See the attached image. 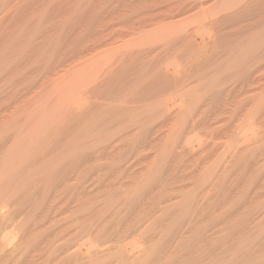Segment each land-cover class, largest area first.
I'll return each instance as SVG.
<instances>
[{
	"label": "rangeland",
	"instance_id": "obj_1",
	"mask_svg": "<svg viewBox=\"0 0 264 264\" xmlns=\"http://www.w3.org/2000/svg\"><path fill=\"white\" fill-rule=\"evenodd\" d=\"M205 2L207 4H203ZM178 6L179 8L181 7L180 10ZM187 8H189V10H187ZM162 20L163 22H161ZM138 23L141 28H139ZM145 23L149 26L145 25ZM191 37L193 39H191ZM121 42L123 44H121ZM162 42L164 44H162ZM183 43H185V45ZM92 57L95 58L92 59ZM135 59H137V61H135ZM182 68L183 70H181ZM183 72H185V74ZM66 77L67 80L65 79ZM88 77L90 80H88ZM70 82H72V84ZM247 88L251 89V91ZM28 90L31 92L29 93ZM23 93L25 94L22 95ZM5 94L7 97H5ZM75 94L78 96L76 97ZM181 94L183 95L181 96ZM16 95L19 97H17V100ZM19 95H21V97ZM64 95L67 97H64ZM69 95L70 97L75 96L72 100L75 99L77 103L81 101L78 104L75 102V104L81 105L82 103L84 107L82 108V106H80L82 109L79 107L76 111L74 110L76 108H73L74 111L72 113L69 109L74 107V104H72L74 102L70 100L71 98ZM45 97L47 98L45 99ZM113 97H115L118 102ZM55 98L60 100L62 106L63 104L68 102L70 104L72 102V107L67 104L69 107L66 109L67 106H64L65 109H63L60 118V130H58L57 135L54 137L52 141L53 144L45 149H41L40 147L36 148V146L40 144H36V146L33 147V149L36 148L37 150L40 148L38 154L40 152L42 156V154L46 153L44 154L45 156L43 155L44 157L42 156L41 158V156H39L40 154L38 155L35 153L38 156L36 155V157H34L33 153L35 149L33 152L32 149H29V155L27 156V160H31L30 163H28L29 161L27 162V165H30V168L29 166H27V168L31 169L28 170L32 176L34 174L35 176H39V172L36 174L33 170H36V172L40 169L42 170L40 171L41 174L39 177L33 176L37 180L32 178L35 185L33 186L36 190H33L35 192H33L34 195L32 194L33 198L36 200L41 194L38 193L37 188L41 189L39 190L41 192L43 185H50V187L49 185L45 186V189H43L45 192L42 191L41 194L43 196L40 195L43 198L49 196V200L45 197L46 201H43L44 208L47 209L49 214L52 213L56 216L55 220H52L51 223L49 222L50 224L47 223L48 226L40 230V232L44 231L46 235L54 231L55 233L60 232V235L56 233L58 238L53 233V236L49 237L52 239L47 240L50 243H57V245L55 244L53 249H51L52 251H55V246L57 247L60 245V248H56L59 252L56 250L53 252L56 254H50L53 259L56 257L60 261L58 262L57 259H55V261L49 260L48 262L50 264H77L74 258H79L80 253H76L77 255L71 253L72 250L69 245L79 243L81 246V244L84 243L96 246L108 240L111 241L112 245L115 242L125 245V248H128L129 251L125 252L123 254L124 256L128 255L127 257L130 258L135 256L134 259H127L123 264H264V0H0V108L7 109L10 100L11 105L14 100L17 104L19 99V104H14L16 105L15 107H13L14 105L12 104L7 110L4 109L5 112L3 109H0V113L3 112L2 114L4 115L1 114L2 118H0V125H5H2L4 127L3 130H5L3 133L9 132L3 135L1 130L0 139H2L3 136H5L3 138H8L9 134L16 132L17 128L19 131L14 133L15 136L19 135L21 137L22 134H24V136L27 137L28 135V138H32L34 136L33 133L35 134L34 131H36V129H32V122L35 121V126L37 117L41 114V108H39L40 104L44 106L45 102H47L45 106H48L50 105L49 103H51L49 100L51 99L52 101ZM64 98H68V102L65 103ZM177 98L179 102L176 100ZM77 99L82 100L77 101ZM84 100L88 102H82ZM123 101L127 104H124ZM6 102L7 104H3ZM119 103H121V105ZM116 104L117 106H115ZM120 106L123 108L121 109ZM180 107L183 110H181ZM125 109H127V111ZM176 109L179 110L177 111ZM209 115L211 118L208 119L210 122L207 123ZM110 116L112 119H110ZM134 116L136 117L133 118ZM4 117L6 119L9 118L10 125H8L9 123L7 124L6 121L8 120L5 119V121ZM86 119L89 123L88 126ZM210 119L212 122L215 120V122L212 123ZM1 120H4L6 124L3 121L1 122ZM95 123L97 128L94 125ZM203 123H205V126ZM102 124L105 125V127ZM247 124L252 125L253 129H251L254 130L252 131L254 136L253 134L250 136V133L247 135V138L245 137L246 139L242 137L244 139L242 143V135L240 133ZM76 125L77 127H75ZM7 127L10 128L9 131L6 130ZM87 127V133L82 134V132H86ZM106 127L111 129H109V131L108 128L105 130ZM90 128L92 130L90 131L91 133L89 132ZM30 129H32L33 132ZM26 130L28 131L26 132ZM72 130L78 131H75V134ZM187 130L188 132H185ZM19 132H26L27 135L25 133L20 135ZM71 132L72 135L74 134L76 136L70 135ZM14 134L13 136L11 135V137H14ZM85 134L88 136L84 137ZM91 134H94L96 137L94 136V138H92L93 135ZM68 135L70 137H68ZM110 136L111 138H109ZM128 136L131 137V140H129L130 138ZM153 137L155 138L152 139ZM107 139L108 141H106ZM189 139L192 141L189 142ZM100 140L103 141L101 142ZM117 140L119 142H117ZM200 140L203 143H200ZM90 142L95 146L89 144ZM122 142L123 144H121ZM102 143L105 145H102ZM199 143L201 145L198 146ZM84 144H89L90 147L88 148L89 145L87 148L85 146L84 148L81 147ZM243 144L245 146H243ZM78 145L80 147L76 149ZM118 145H120L119 148ZM157 145L159 147H157ZM54 146L57 147L55 148ZM86 149L88 150L86 151ZM189 149L192 150L190 151ZM71 150L75 152L73 153ZM77 150L79 151L78 153L76 152ZM103 150L105 154L104 152L102 153ZM127 150L129 152H127ZM0 151L3 152L4 149L2 148ZM67 153L69 155H67ZM133 153L136 155H133ZM61 154L65 157L62 158ZM49 155L51 157H49ZM70 155H72L71 158L67 157ZM82 155L83 157L80 161L84 163L80 162L79 158H77ZM203 156L205 158H203ZM39 157L40 160H38ZM53 157L56 162L53 160ZM72 157H74L75 160H73ZM185 157L187 159L190 158L188 162L185 161ZM229 157L230 159H228ZM83 158H86V160ZM35 159L38 160L37 164H41L40 162L42 161H45V165L47 163L50 166L54 162L59 163L57 164L58 166L56 165L57 170H55L56 167L53 169V173L59 172V168L63 167L60 173L63 175L65 174L64 179L60 173L54 175L50 172L52 173V175L50 174L51 177L54 179L45 182V175H48V173L45 172V174L43 170L47 167L48 171L50 166L44 167L45 165H43L44 163L42 162L41 166L37 168V161ZM100 159H102V161ZM33 160L36 162H32ZM92 160L96 161L93 162ZM152 160L154 162H152ZM85 161H87L90 166ZM108 161L109 163H107ZM174 161L175 163H172ZM60 162L62 164L64 162L63 166ZM96 162H99L98 164L100 165ZM101 162L103 163L101 164ZM135 162L137 163L135 164ZM227 162L228 164L226 165ZM83 164L86 165L84 166ZM229 164L230 166H228ZM75 165L77 167H74ZM113 165L119 166L120 168L122 167L125 175H122V170L120 168L117 170V167ZM182 165L185 167H182ZM123 166H125V168ZM74 168L77 170L73 171ZM111 168H113V170ZM106 169L108 171H104ZM93 171L95 173H93ZM118 171L121 172L120 175L117 174ZM208 171L210 173H208ZM70 172L73 176H70L69 178L71 181L69 180V182H67V177L71 175ZM135 173L137 174L135 175ZM205 174L206 177L210 176L211 178H209L211 180H208V177L205 179ZM134 175L136 177H134ZM115 176L118 178H115ZM38 178L39 181H41L40 183H38ZM113 178H115L117 182H112L114 181ZM136 178L138 179V183H136ZM65 180L67 181L65 182ZM204 180L208 182L205 181L204 184ZM59 181H61L62 184ZM101 181H103V183L106 182L103 184ZM119 181L121 188H118L116 184L119 183ZM57 182H59V184ZM89 183L92 185H89ZM100 183L101 186H99ZM109 183L112 184V186L109 185ZM131 183L134 186L131 185ZM78 184L80 186H78ZM53 185H59L56 186L58 189L55 188V190ZM103 185L107 190L103 188ZM114 185H117L116 188H113ZM144 185L145 187H143ZM212 185H214V187ZM39 186H41V188ZM63 186L67 188L64 187L65 189L62 190ZM149 188L152 189L150 190ZM157 188L160 189V191ZM48 189L50 191L47 194L46 191H48ZM203 189H206V191L203 192ZM58 190L63 191V193L66 191L64 193L65 199L64 194H60L62 192ZM123 190L126 191V195H122V192L124 193ZM179 190L182 191V193ZM127 191L129 193H127ZM53 192L56 194L59 192V195H56L57 198L54 196ZM69 192L72 193V197ZM44 193L46 195H44ZM145 193L146 196L148 195L150 197L149 199L147 198V200H144L146 198ZM202 193L204 194L202 195ZM35 194L36 196L39 195L36 197ZM195 196L196 198H194ZM60 197H62L61 199H64L66 203L61 199L59 200L58 198ZM68 198L70 203L75 205L76 208L78 207L79 210H76L73 205V208L69 205ZM134 198L137 201H135ZM87 199L90 201L92 200V202ZM125 199H127V201ZM54 200L55 206H57L58 209H54L56 207H53ZM170 200L175 207H172ZM38 201L41 202L40 198ZM115 201L118 203L117 206H114ZM49 203L52 204V208ZM64 203L66 205H64ZM158 203L161 207H159ZM89 204H92L91 207ZM108 204H110L111 207H109ZM127 204L130 206H126ZM132 204H134V206ZM46 206L49 207L47 208ZM63 206L65 208H63ZM118 206L119 208L121 206L119 212L118 209L116 210ZM84 207L87 208L88 212ZM129 207L134 209V211L137 210L139 214H136V212L132 211ZM170 207H172V209ZM111 208H113V210ZM123 209H128V211L124 210L126 214H122ZM71 210L74 211L75 214L74 212L71 213ZM114 210L121 215L114 216ZM80 211H82L83 214ZM96 211H98L97 214ZM151 211H153V213ZM171 211L172 213H170ZM62 212H66L65 215ZM130 212L131 214H135H132V217L131 214H129L127 217ZM89 213L90 216H88ZM145 213L148 215H145L146 218H143ZM61 214L64 215V218ZM86 214L88 215L86 216ZM91 214L94 216L93 220ZM94 214L98 215V217ZM75 215L77 216L76 219ZM99 215L101 218H99ZM152 215H156L157 217ZM121 216L124 219H122ZM141 217L145 221H143ZM150 217H152V220ZM102 219L105 221L103 222ZM148 219L154 222V226L152 225L153 222L151 224ZM87 220L88 223L94 226L91 224L88 225L86 222ZM137 220L138 222H136ZM97 221H100L99 223L103 222L102 225L96 224ZM57 222L58 224L61 222V225L59 224L60 228ZM76 222L78 227L74 224ZM132 222L134 226L128 230V228L132 226ZM134 222H136L137 225L138 223L139 225L142 224L140 225L142 228L140 232L143 230L144 225L145 228L148 227L146 233L143 232L144 234L142 236L138 233L137 236L136 232L134 233L135 235L132 236L133 233H131V230L133 232L134 229H137V227L139 228ZM40 223L43 224L42 222ZM82 223L87 224L85 225ZM51 224L53 228L50 226ZM62 224L64 225L63 227ZM96 225L101 226L97 227ZM55 226L59 229H61V227L65 229H57V231ZM91 226L92 228L94 227L93 230L89 228ZM47 227L52 230H47ZM68 227H70V230L67 229ZM79 227L81 229L83 228L85 234ZM85 228H89V230ZM126 229L127 231H125ZM74 230L76 232H74ZM94 230H98V234L102 232L100 234L101 236L106 234L105 239L104 236L102 239L98 234H96V236L93 235V232H91L90 235V231ZM61 231H66V233L63 234ZM67 231H70V234L69 232L67 233ZM75 233L78 235L76 234L74 236ZM65 234L69 235L71 239L68 236L64 238ZM86 234L88 236H86ZM84 236L87 238H83ZM54 237H56L57 240ZM75 238H79L77 240L79 242H76ZM58 239L60 241L62 240V242L58 241ZM135 241L139 242L137 246L139 250L136 249L131 251L130 245ZM82 247L83 246L80 248L82 258L83 256L84 258L87 257L89 261L86 259L78 262V264H119L114 251L109 254L101 255L102 257L98 255V257H92L89 256L91 251H84ZM89 249L91 250V248ZM141 249L145 251L139 253ZM83 252L85 253L83 254ZM47 256V259H51ZM46 258L44 259V264H49L46 263ZM65 261L66 263H64Z\"/></svg>",
	"mask_w": 264,
	"mask_h": 264
},
{
	"label": "bare ground",
	"instance_id": "obj_2",
	"mask_svg": "<svg viewBox=\"0 0 264 264\" xmlns=\"http://www.w3.org/2000/svg\"><path fill=\"white\" fill-rule=\"evenodd\" d=\"M240 2V1H239ZM203 4H207L206 2L205 3H203ZM202 4V5H203ZM210 4V3H209ZM213 5H214V3H213ZM242 5H243V3H242ZM241 5V6H242ZM131 6V5H130ZM194 6V5H193ZM204 6V5H203ZM202 6V7H203ZM210 6V5H209ZM216 6V5H215ZM227 6V5H226ZM165 7V6H164ZM169 7V6H168ZM195 7H196V5H195ZM210 7H212V6H210ZM158 8V7H157ZM156 8V9H157ZM160 8V7H159ZM163 8V7H162ZM167 8V7H166ZM181 8V7H180ZM180 8H179V6H178V9L180 10ZM209 8V7H208ZM155 9V10H156ZM197 9V8H196ZM203 9V8H202ZM154 10V11H155ZM161 10V9H160ZM159 10V11H160ZM175 10H177V9H175ZM186 10V9H185ZM187 10H189V8H187ZM246 10V9H245ZM153 11V10H152ZM163 11H164V8H163ZM220 11V10H219ZM235 11H237V10H235ZM146 13H149V12H146ZM140 14H142V13H140ZM232 14V13H231ZM142 15H144V14H142ZM149 15V14H148ZM176 15V14H175ZM178 15V14H177ZM168 16V15H167ZM262 17V16H261ZM161 18V17H160ZM164 18H165V16H164ZM160 20V19H159ZM142 22V21H141ZM140 22V23H141ZM161 22H163V20L161 21ZM182 22H183V19H182ZM186 22V21H185ZM147 23V22H146ZM145 23V25H147ZM174 23V22H173ZM142 24H143V22H142ZM153 24H155V23H153ZM163 24V23H162ZM165 24V23H164ZM140 24L138 23V26H139ZM186 25V24H185ZM147 26H149V25H147ZM215 26V25H214ZM151 27V26H150ZM173 27V26H172ZM139 28H141L140 26H139ZM148 28V27H147ZM161 28V27H160ZM158 29V28H157ZM185 29V28H184ZM200 29H201V27H200ZM200 29H199V31H200ZM143 30V29H142ZM204 30V29H203ZM209 30V29H208ZM140 31V30H139ZM152 31V30H151ZM173 31V30H172ZM171 31V32H172ZM186 31V30H185ZM210 31V30H209ZM182 32V31H181ZM187 32V31H186ZM196 32H198V31H196ZM148 33V32H147ZM163 33V32H162ZM207 33H208V31H207ZM178 34V33H177ZM184 34H185V32H184ZM187 35V34H186ZM117 36V35H116ZM122 36V35H121ZM126 36V35H125ZM211 36V35H210ZM152 37V36H151ZM166 37V36H165ZM207 37H208V35H207ZM179 38V37H178ZM184 38H185V36H184ZM131 39V38H130ZM164 39V38H163ZM191 39H193L192 37H191ZM201 39V38H200ZM124 40V39H123ZM180 40V39H179ZM183 41V40H182ZM192 41V40H191ZM127 42H128V40H127ZM160 42V41H159ZM166 42V41H165ZM132 43V42H131ZM153 43V42H152ZM186 43V42H185ZM185 43H183L184 45H185ZM198 43V42H197ZM209 43V42H208ZM121 44H123L122 42H121ZM162 44H164L163 42H162ZM166 44V43H165ZM182 44V43H181ZM187 44V43H186ZM112 45H113V43H112ZM159 45V44H158ZM184 45H183V47H184ZM198 45V44H197ZM204 45V44H203ZM115 46H116V44H115ZM121 46V45H120ZM161 46V45H160ZM202 46V45H201ZM117 47V46H116ZM182 47V48H183ZM114 48V47H113ZM120 48V47H119ZM148 48V47H147ZM146 48V49H147ZM186 48V47H185ZM115 49V48H114ZM120 50V49H119ZM148 51V50H147ZM173 51V50H172ZM152 52V51H151ZM176 52V51H175ZM174 52V53H175ZM127 53V52H126ZM131 53V52H130ZM161 53V52H160ZM106 55V54H105ZM108 55V54H107ZM128 56V55H127ZM152 56V55H151ZM144 57H146V56H144ZM93 58H95V57H92V59ZM150 58V57H149ZM148 58V59H149ZM98 59V58H97ZM103 59V58H102ZM114 59H116V58H114ZM118 59H119V57H118ZM153 59V58H152ZM155 59V58H154ZM96 60V59H95ZM91 61V60H90ZM135 61H137V59H135ZM153 61V60H152ZM192 61V60H191ZM199 61V60H198ZM108 62V61H107ZM117 62V61H116ZM116 62H115V64H116ZM118 62H119V60H118ZM131 62H132V60H131ZM134 62V61H133ZM194 62V61H193ZM110 64V63H109ZM119 64V63H118ZM117 64V65H118ZM194 64V63H193ZM204 64V63H203ZM184 65V64H183ZM111 66V65H110ZM167 66V65H166ZM195 66V65H194ZM209 66V65H208ZM118 67V66H117ZM170 67H171V65H170ZM184 67V66H183ZM192 67V66H191ZM92 68H93V66H92ZM166 68V67H165ZM206 68H207V66H206ZM211 68V67H210ZM107 69V68H106ZM163 69V68H162ZM167 70V69H166ZM181 70H183V68L181 69ZM89 71V70H88ZM172 72V71H171ZM73 73V72H72ZM97 73H98V71H97ZM184 74H185V72H183ZM182 74V73H181ZM187 74V73H186ZM193 74H195V73H193ZM67 75V74H66ZM72 75V74H71ZM74 75V74H73ZM169 75H171V74H169ZM179 75V74H178ZM62 76V75H61ZM70 76V75H69ZM80 76V75H79ZM172 76V75H171ZM174 76V75H173ZM180 76V75H179ZM178 76V77H179ZM58 77V76H57ZM78 77V76H77ZM100 77V76H99ZM110 77V76H109ZM119 77V76H118ZM129 77V76H128ZM149 77V76H148ZM147 77V78H148ZM181 77V76H180ZM89 78V77H88ZM177 78V77H176ZM66 80H67V77L65 78ZM69 79H71V78H69ZM80 79V78H79ZM109 79V78H108ZM124 79V78H123ZM128 79V78H127ZM135 79V78H134ZM87 80V79H86ZM88 80H90V78L88 79ZM144 80V79H143ZM155 80V79H154ZM166 80V79H165ZM185 80V79H184ZM113 81V80H112ZM142 81V80H141ZM147 81V80H146ZM76 82V81H75ZM90 82V81H89ZM135 82H136V80H135ZM145 82V81H144ZM148 82V81H147ZM191 82V81H190ZM71 84H72V82H70ZM82 83V82H81ZM123 83V82H122ZM121 83V84H122ZM140 83V82H139ZM55 84V83H54ZM78 84H80V83H78ZM119 84V83H118ZM149 84V83H148ZM174 84H176V83H174ZM186 84H188V83H186ZM250 84V83H249ZM56 85V84H55ZM57 86V85H56ZM77 86V85H76ZM133 86V85H132ZM181 86V85H180ZM114 87V86H113ZM126 87V86H125ZM140 87H142V86H140ZM52 88V87H51ZM55 88V87H54ZM62 88V87H61ZM72 88H73V86H72ZM120 88V87H119ZM144 88V87H143ZM171 88V87H170ZM88 89V88H87ZM110 89V88H109ZM117 89V88H116ZM123 89H124V87H123ZM175 89V88H174ZM248 89V88H247ZM46 90V89H45ZM168 90V89H167ZM248 90H250L251 91V89H248ZM29 91V90H28ZM47 91V90H46ZM85 91V90H84ZM121 91V90H120ZM128 91V90H127ZM164 91V90H163ZM31 91H29V93H30ZM135 92V91H134ZM166 92V91H165ZM175 92V91H174ZM7 93V92H6ZM25 93H26V91H25ZM25 93H23L22 95H24ZM147 93V92H146ZM173 93V92H172ZM8 94V93H7ZM19 94V93H18ZM68 94V93H67ZM79 94V93H78ZM117 94V93H116ZM127 94V93H126ZM129 94V93H128ZM132 94V93H131ZM175 94V93H174ZM72 95V94H71ZM118 95V94H117ZM120 95H122V94H120ZM130 95V94H129ZM172 95V94H171ZM176 95V94H175ZM177 95H179V94H177ZM183 94H181V96H182ZM8 96H10V95H8ZM20 97H21V95H19ZM30 96V95H29ZM45 96V95H44ZM56 96V95H55ZM75 96L77 97L78 95L77 94H75ZM75 96H72V97H70V95H69V97L71 98L70 100L72 101V102H74V103H72L71 101V103L72 104H74V107H72L71 105V103L69 104V102L67 101V100H69L68 98L66 99V98H64L65 100H64V102L66 103V102H68V103H66V104H63V106H62V104H61V102H60V100L59 99H57V98H55V99H53L52 101H51V99L49 100V102H51V103H49L50 105H48V106H45V105H47L46 103L47 102H45V104H44V106H42L43 104H40V106H39V108H41L40 109V111H41V114H40V116L39 117H37V120H36V125L34 126V122L35 121H33L32 123H33V127H36V128H33L32 127V129L34 130V129H36V131H34L35 132V134L33 133V137L32 138H28V135L26 134V132L28 131V130H26V132H19V134L21 135L22 133H25L26 135H27V137L26 136H24V134H22V136L20 137L19 135H16L15 136V134L14 133H16L17 131H19V129L17 128V127H15V128H17V130H16V132H13V134H14V137H11V135L13 136V134H9V136H8V138H3V137H5V136H3L2 137V139H0V149H4V151L2 152V151H0V264H44L45 262H44V259L46 258V256L47 257H50L51 259H47L46 258V260H47V262L46 263H49L48 261L49 260H54L55 261V259H57L56 257H55V259H53L51 256H50V254L51 253H53V252H55L56 250H58V249H56L57 247H59L60 245H58L57 247L55 246V251H52L51 249H53V247H54V245L56 244L57 245V243H55V242H52V243H50V242H48L47 240L49 239H52V238H49L50 236H53V233L55 234V236L57 235L56 233H58V232H56L55 233V231L53 232V233H51V234H47L46 235V233H44V231H41L40 232V230H42L43 228H46V226H48V224L47 223H51V221L52 220H55V215L54 214H49L48 212H47V209L46 208H44V202L43 201H46V198L48 199L49 198V196H45L44 198L43 197H41V196H43V195H41L42 194V191H44L45 192V190H43V189H45L44 187L45 186H48L49 184H47V185H43V189H42V191L40 192L39 190H41V189H39V188H37L38 189V193H41L39 196H38V198L35 200L34 198H33V190H35V188H34V180H32V178L34 179L35 177H39L40 176V174H41V172L40 171H42L41 169L39 170V171H37L36 172V170H33L34 171V173H38L39 174V176L37 175V176H35V174L33 175V176H35V177H33L31 174H30V171L29 170H31V169H29L30 168V165H27V162L29 161V160H27V156L29 155V153H28V150L29 149H32V152H33V150H34V153H33V155H34V157H36V155L38 154V150H40V148L41 149H45V148H47V147H49L51 144H53V139H54V137L57 135V133H58V130H60L59 129V125H60V118H61V114H62V111H63V109H65L64 108V106L66 105L67 106V104H69L70 105V107H72V109H69V110H71L72 111V113H73V111L75 110H77V109H79V107L80 106H82V103H81V105L79 104V105H77L78 103H80L81 101H79V100H82V99H77V101H79L78 103L76 102V100L75 99H73L72 100V98H75ZM83 96V95H82ZM81 96V97H82ZM145 96V95H144ZM172 96H174V95H172ZM5 97H7L6 96V94H5ZM17 95H16V100H17ZM27 97V96H26ZM54 97V96H53ZM64 97H67L66 95H64ZM135 97V96H134ZM171 97V96H170ZM169 97V98H170ZM12 98V97H11ZM19 98V97H18ZM22 98H23V96H22ZM24 98H25V96H24ZM30 98V97H29ZM38 98V97H37ZM47 97H45V99H46ZM80 98V97H79ZM112 98V97H111ZM113 98H115V97H113ZM168 98V99H169ZM4 99H7V98H4ZM21 99V98H20ZM44 99V100H45ZM116 99V98H115ZM114 99V100H115ZM126 99V98H125ZM125 99H121V100H125ZM134 99V98H133ZM164 99V98H163ZM23 100H25V99H23ZM112 100V99H111ZM135 100V99H134ZM176 100H178V98L176 99ZM3 101V100H2ZM5 101V100H4ZM8 101V100H7ZM18 101H19V99H18ZM18 101H17V104H16V102H15V100L12 102V104L14 105V104H16V105H18L19 103H18ZM28 101H29V99H28ZM85 101H87V100H84V101H82V102H84L85 103ZM116 101H117V99H116ZM141 101V100H140ZM169 101V100H168ZM200 101V100H199ZM15 102V103H14ZM44 102V101H43ZM42 102V103H43ZM63 102V103H64ZM75 102L77 103V104H75ZM88 102V101H87ZM118 102V101H117ZM116 102V103H117ZM122 102V101H121ZM124 102V104H127V103H125V101H123ZM176 102V101H175ZM178 102H179V100H178ZM10 103H11V100H10ZM10 103H9V107L8 108H10V106L12 105H10ZM29 103H30V101H29ZM31 103H32V101H31ZM115 103V102H114ZM3 104H7V102L6 103H3ZM87 104V103H86ZM120 105H121V103H119ZM119 104H118V106H119ZM130 104V103H129ZM128 104V105H129ZM136 104H138V103H136ZM136 104H134V105H136ZM171 104V103H170ZM179 104H181V103H179ZM16 105H14L13 107H15ZM69 105L67 106V108L66 109H68V107H69ZM76 105V106H75ZM88 105V104H87ZM123 105V104H122ZM132 105V104H131ZM167 105V104H166ZM174 105V104H173ZM22 106H23V104H22ZM21 106V107H22ZM26 106V105H25ZM36 106V105H35ZM37 106H38V104H37ZM115 106H117V104L115 105ZM125 106V105H124ZM12 107V108H13ZM84 106H82V108H83ZM114 107V106H113ZM126 107H127V105H126ZM168 107V106H167ZM173 107V106H172ZM184 107V106H183ZM7 108V109H8ZM11 108V109H12ZM18 108L20 109V107L18 106ZM26 108V107H25ZM73 108H76V109H74L73 110ZM81 108V107H80ZM81 108V109H82ZM120 108L122 109L123 107H121L120 106ZM162 108V107H161ZM178 108V107H177ZM181 108V107H180ZM0 109H3V111L5 112V110H7V109H5V108H0ZM5 109V110H4ZM117 109H119V108H117ZM131 109V108H130ZM135 109V108H134ZM68 110V111H69ZM113 110V109H112ZM120 110V109H119ZM126 111H127V109H125ZM125 110H124V112H125ZM177 110V109H176ZM176 110H174V111H176ZM179 110V109H178ZM177 110V111H178ZM181 110H183L182 108H181ZM215 110V109H214ZM11 111V110H10ZM29 111V110H28ZM120 111H122V110H120ZM212 111V110H211ZM219 111V110H218ZM217 111V112H218ZM15 112V111H14ZM14 112H12V113H14ZM18 112V111H17ZM110 112V111H109ZM114 112V111H113ZM123 112V113H124ZM180 112V111H179ZM183 112V111H182ZM184 112H186V111H184ZM3 113V112H2ZM2 113H0V116H1V114ZM8 113V112H7ZM11 113V112H10ZM24 113V112H23ZM68 113V112H67ZM70 113V112H69ZM75 113V112H74ZM81 113V112H80ZM117 113H118V110H117ZM129 113V112H128ZM132 113V112H131ZM170 113V112H169ZM175 113V112H174ZM189 113V112H188ZM192 113H195V112H192ZM197 113V112H196ZM211 113V112H210ZM212 113H216V112H212ZM220 113V112H219ZM223 113V112H222ZM83 114V113H82ZM109 114V113H108ZM116 114V113H115ZM121 114V113H120ZM126 114V113H125ZM150 114V113H149ZM183 114V113H182ZM190 114V113H189ZM218 114V113H217ZM3 115V114H2ZM8 115V114H7ZM75 115V114H74ZM73 115V116H74ZM110 115H112V114H110ZM117 115V114H116ZM118 115H119V113H118ZM128 115V114H127ZM155 115V114H154ZM171 115V114H170ZM188 115V114H187ZM186 115V116H187ZM195 115V114H194ZM4 116V115H3ZM9 116V115H8ZM15 116V115H14ZM19 116V115H18ZM67 116H69V115H67ZM96 116V115H95ZM123 116V115H122ZM121 116V117H122ZM166 116V115H165ZM182 116V115H181ZM185 116V117H186ZM198 116V115H197ZM196 116V117H197ZM213 116V115H212ZM118 117V116H117ZM136 116H134L133 118H135ZM183 117V116H182ZM215 117V116H214ZM213 117V118H214ZM218 117V116H217ZM216 117V118H217ZM0 118H2V116L0 117ZM17 118V117H16ZM15 118V119H16ZM119 118V117H118ZM167 118V117H166ZM190 118H192V117H190ZM209 118H211V116L209 115V117L207 118V123L208 122H210V121H208V119ZM6 118L4 117V120H5ZM9 119V118H8ZM8 119H6V120H8ZM24 119V118H23ZM22 119V120H23ZM34 119H36V118H34ZM110 119H112L111 118V116H110ZM127 119H128V117H127ZM126 119V120H127ZM131 119V118H130ZM141 119V118H140ZM147 119H149V118H147ZM165 119V118H164ZM203 119V118H202ZM201 119V120H202ZM4 120H1V122L3 121V122H5ZM19 120V119H18ZM21 120V119H20ZM81 120V119H80ZM83 120V119H82ZM87 120V119H86ZM132 120V119H131ZM130 120V121H131ZM163 120V119H162ZM192 120H194L193 118H192ZM211 120V119H210ZM84 121H85V119H84ZM110 121V120H109ZM111 121H113V120H111ZM135 121V120H134ZM145 121V120H144ZM149 121V120H148ZM165 121V120H164ZM167 121H170V120H167ZM171 121H172V119H171ZM204 121V120H203ZM205 121H206V118H205ZM214 122H215V120H213ZM7 122V124L10 122L9 120L8 121H6ZM6 122H5V124H6ZM63 122V121H62ZM83 122V121H82ZM98 122V121H97ZM119 122V121H118ZM121 122V121H120ZM128 122V121H127ZM187 122H189V121H187ZM197 122V121H196ZM200 122V121H199ZM198 122V123H199ZM211 122H212V120H211ZM214 122H212V123H214ZM31 123V122H30ZM63 123H65V122H63ZM66 123H67V121H66ZM87 123H88V120H87ZM104 123V122H103ZM111 123H113V122H111ZM110 123V124H111ZM122 123V122H121ZM167 123V122H166ZM185 123V122H184ZM211 123V124H212ZM216 123H217V121H216ZM11 123H9L8 125H10ZM25 124H26V122H25ZM105 124V123H104ZM107 124H108V122H107ZM134 124V123H133ZM161 124V123H160ZM191 124V123H190ZM204 124V126H205V123H203ZM3 125V124H2ZM0 125V128H2V129H0V131H1V133H3V131H5V130H3L4 129V127L3 126H5V125ZM13 125V124H12ZM75 125V124H74ZM89 125V123L87 124V126ZM95 125V127H96V123L94 124ZM103 125V124H102ZM116 125V124H115ZM114 125V126H115ZM122 125V124H121ZM129 125V124H128ZM159 125V124H158ZM174 125V124H173ZM199 125V124H198ZM200 125H201V123H200ZM199 125V126H200ZM2 126V127H1ZM32 126V125H31ZM79 126V125H78ZM92 126H93V124H92ZM101 126V125H100ZM104 127H105V125H103ZM111 126V125H110ZM113 126V125H112ZM125 126H127V125H125ZM169 126V125H168ZM188 126V125H187ZM187 126H185V127H187ZM190 126V125H189ZM194 126V125H193ZM196 126H197V124H196ZM196 126H194V127H196ZM202 126V125H201ZM200 126V127H201ZM209 126V125H208ZM212 126V125H211ZM214 126V125H213ZM61 127V126H60ZM63 127V126H62ZM70 127V126H69ZM75 127H77V125L75 126ZM80 127V126H79ZM85 127V126H84ZM98 127H99V125H98ZM109 127V126H108ZM108 127H106L105 128V130L108 128ZM161 127V126H160ZM184 127V126H183ZM65 128V127H64ZM97 128V127H96ZM114 128H116V127H114ZM143 128V127H142ZM157 128H159V127H157ZM162 128V127H161ZM174 128H175V126H174ZM190 129H191V126L189 127ZM202 128V127H201ZM209 128V127H208ZM253 129V127H252V125H248L247 124V126L244 128V129H242L241 131V139H242V143L244 142V139L242 138V137H246L247 138V135L248 134H250V136L253 134L252 133V131H254V130H252ZM32 129H30L31 131H32ZM67 129H68V126H67ZM71 129V128H70ZM73 129V128H72ZM109 129H111V128H108V131H109ZM121 129H122V127H121ZM135 129V128H134ZM163 129V128H162ZM170 129V128H169ZM186 129V128H185ZM193 129V128H192ZM196 129H199V128H196ZM6 130H10V128L9 127H7V129ZM22 130V129H21ZM30 130H29V132H30ZM83 130V129H82ZM81 130V131H82ZM104 130V131H105ZM114 130V129H113ZM138 130H139V128H138ZM159 130H161V129H159ZM24 131V130H23ZM65 131V130H64ZM73 131V130H72ZM76 131V130H75ZM75 131H73L74 133H75ZM78 131V130H77ZM76 131V132H77ZM87 131H88V127H87V130H86V132H82V134L83 133H87ZM90 131H92L91 130V128H90V130H89V132ZM96 131H98V130H96ZM125 131V130H124ZM123 131V132H124ZM162 131V130H161ZM180 131V130H179ZM191 131V130H190ZM33 132V131H32ZM31 132V133H32ZM70 132V131H69ZM114 132V131H113ZM120 132V131H119ZM133 132V131H132ZM134 132H135V130H134ZM165 132V131H164ZM185 132H188V130L187 131H185ZM0 133V134H1ZM5 133V135L7 134V133H9V132H4ZM4 133H3V135H4ZM10 133H12V132H10ZM30 133V134H31ZM91 133V132H90ZM102 133H103V131H102ZM111 133H112V131H111ZM115 133V132H114ZM168 133H169V131H168ZM193 133V132H192ZM18 134V133H17ZM76 134V133H75ZM99 134H101V133H99ZM109 134V133H108ZM116 134V133H115ZM118 134V133H117ZM149 134V133H148ZM167 134V133H166ZM70 135H72V132L70 133ZM74 135V134H73ZM72 135V136H73ZM78 135V134H77ZM91 135H93V137L92 138H94V134H91ZM90 135V136H91ZM104 135V134H103ZM169 135H170V133H169ZM174 135V134H173ZM179 135V134H178ZM187 135H189V134H187ZM32 136V135H31ZM59 136V135H58ZM74 136H76V135H74ZM85 136H88V135H84V137ZM106 136V135H105ZM112 136V135H111ZM111 136L109 137V138H111ZM135 136V135H134ZM166 136V135H165ZM172 136V135H171ZM190 136V135H189ZM189 136H187V137H189ZM253 136H254V134H253ZM10 137V138H9ZM66 137V136H65ZM68 137H70L69 135H68ZM96 137V136H95ZM113 137V136H112ZM114 137H116V136H114ZM129 137V136H128ZM127 137V138H128ZM168 137V136H167ZM100 138H101V135H100ZM99 138V139H100ZM130 139L129 140H131V137H129ZM133 138V137H132ZM139 138H140V136H139ZM150 138V137H149ZM155 137H153L152 139H154ZM161 138V137H160ZM163 138V137H162ZM186 138V137H185ZM245 138V139H246ZM73 139H75V138H73ZM85 139V138H84ZM98 139V138H97ZM134 139V138H133ZM138 139V138H137ZM158 139V138H157ZM183 139V138H182ZM191 139V138H190ZM188 140L189 142L190 141H192V140ZM240 139V138H239ZM58 140V139H57ZM71 140V139H70ZM78 140H79V138H78ZM119 140V139H118ZM117 140V142H119ZM164 140V139H163ZM184 140V139H183ZM56 141V140H55ZM81 141V140H80ZM101 141V140H100ZM103 141V140H102ZM101 141V142H102ZM106 141H108V139L106 140ZM111 141V140H110ZM112 141H115V140H112ZM121 141H123V140H121ZM126 141H127V139H126ZM151 141V140H150ZM157 141V140H156ZM162 141V140H161ZM160 141V142H161ZM166 141V140H165ZM181 141V140H180ZM194 141H196V140H194ZM116 142V141H115ZM131 142V141H130ZM154 142V141H153ZM177 142V141H176ZM183 142V141H182ZM78 143V142H77ZM84 143V142H83ZM128 143V142H127ZM152 143V142H151ZM158 143V142H157ZM180 143V142H179ZM188 143V142H187ZM200 143H203V142H201V140H200ZM198 144V146L199 145H201V144ZM241 143V144H242ZM36 144H40V145H37L36 146ZM59 144V143H58ZM74 144H75V141H74ZM78 144H80V143H78ZM89 144H92L91 142L89 143ZM89 144H87V145H82L81 147H83L84 148V146L87 148V146L89 145ZM113 144V143H112ZM118 144V143H117ZM121 144H123V142L121 143ZM146 144V143H145ZM156 144V143H155ZM170 144V143H169ZM236 144H237V142H236ZM92 145H94V144H92ZM102 145H105L104 143H102ZM127 145V144H126ZM129 145V144H128ZM159 145V144H158ZM157 145V147H159ZM185 145V144H184ZM196 145V144H195ZM194 145V146H195ZM211 145V144H210ZM36 146V148H38V147H40L38 150L36 149V148H34L33 149V147H35ZM60 146V145H59ZM95 146V145H94ZM119 146L120 145H118V148H119ZM150 146H152V145H150ZM187 146V145H186ZM185 146V147H186ZM191 146V145H190ZM197 146V145H196ZM226 146H228V145H226ZM243 146H245L244 144H243ZM55 148L57 147V146H54ZM79 145H78V147H76V149L78 148L79 149ZM90 147V145L88 146V148ZM100 147V146H99ZM121 147H122V145H121ZM125 147V146H124ZM133 147V146H132ZM131 147V148H132ZM136 147H137V145H136ZM139 147V146H138ZM143 147V146H142ZM189 147V146H188ZM230 147V146H229ZM239 147V146H238ZM63 148V147H62ZM101 148V147H100ZM107 148V147H106ZM116 148H117V146H116ZM123 148V147H122ZM127 148V147H126ZM149 148V147H148ZM187 148V147H186ZM211 148V147H210ZM231 148V147H230ZM233 148V147H232ZM242 148V147H241ZM244 148H246V147H244ZM75 149V148H74ZM149 149H151V148H149ZM153 149V148H152ZM195 149V148H194ZM215 149V148H214ZM59 150V149H58ZM57 150V151H58ZM81 150V149H80ZM88 149H86V151H87ZM100 150V149H99ZM119 150V149H118ZM123 150H126V149H123ZM122 150V151H123ZM142 150L144 151V149L142 148ZM176 150V149H175ZM190 151L192 150V149H189ZM233 150V149H232ZM36 151V152H35ZM43 151V150H42ZM47 151H49V150H47ZM72 151V150H71ZM98 151V150H97ZM120 151V150H119ZM136 151V150H135ZM146 151V150H145ZM184 151H185V148H184ZM73 152V151H72ZM75 152V151H74ZM73 152V153H74ZM77 153L79 152L78 150L76 151ZM104 152V150L102 151V153ZM127 152H129L128 150H127ZM148 152V151H147ZM150 152V151H149ZM189 152V151H188ZM187 152V153H188ZM193 152H195V151H193ZM35 153H37V154H35ZM50 153V152H49ZM85 153V152H84ZM113 153V152H112ZM131 153V152H130ZM136 153V152H135ZM135 153H133V155L135 154ZM142 153V152H141ZM144 153V152H143ZM152 153V152H151ZM186 153V152H185ZM210 153V152H209ZM39 154H40V152H39ZM38 154V155H39ZM44 154H46V153H44ZM44 154H42V156L44 155ZM81 154H82V152H81ZM80 154V155H81ZM91 154V153H90ZM104 154H105V152H104ZM103 154V155H104ZM107 154V153H106ZM128 154V153H127ZM145 154V153H144ZM148 154V153H147ZM174 154H175V152H174ZM180 154H181V152H180ZM195 154V153H194ZM193 154V155H194ZM202 154V153H201ZM206 154V153H205ZM216 154V153H215ZM236 154V153H235ZM37 155V156H38ZM52 155V154H51ZM55 155V154H54ZM58 155V154H57ZM62 155V154H61ZM67 155H69L68 153H67ZM102 155V154H101ZM108 155V154H107ZM136 155V154H135ZM240 155V154H239ZM39 156H41V154L39 155ZM42 156H41V158H42ZM45 156V155H44ZM43 156V157H44ZM71 156L72 155H70V156H67V157H69V158H71ZM91 156V155H90ZM89 156V157H90ZM105 156V155H104ZM109 156V155H108ZM107 156V158L109 159V157ZM123 156V155H122ZM126 156V155H125ZM140 156V155H139ZM170 156H171V154H170ZM176 156V155H175ZM178 156V155H177ZM192 156V155H191ZM195 156V155H194ZM200 156V155H199ZM207 156V155H206ZM212 156H213V154H212ZM237 156V155H236ZM49 157H51L50 155H49ZM63 157H65V156H63L62 155V158ZM75 157V156H74ZM74 157H72L73 158V160H75L74 159ZM83 157V155L80 157H77V158H79V161L80 160H82L81 158ZM131 157H133V156H131ZM130 157V158H131ZM141 157V156H140ZM139 157V158H140ZM224 157H225V155H224ZM231 157V156H230ZM230 157L228 158V159H230ZM239 157V156H238ZM238 157H236V158H238ZM48 158V157H47ZM54 158V157H53ZM59 158V157H58ZM126 158V157H125ZM135 158V157H134ZM133 158V159H134ZM137 158V157H136ZM177 158V157H176ZM186 158V157H185ZM195 158H196V156H195ZM198 158V157H197ZM203 158H205L204 156H203ZM219 158V157H218ZM57 159V158H56ZM83 159H85L86 160V158H83ZM96 159V158H95ZM117 159V158H116ZM154 159V158H153ZM172 159V158H171ZM190 158H186V162H188V160H189ZM223 159H225V158H223ZM233 159H235V158H233ZM36 160V159H35ZM38 160H40V157H39V159ZM38 160H36V161H32V162H36V164L38 163ZM43 160V159H42ZM55 162H56V160H55V158L53 159ZM65 160H66V158H65ZM64 160V161H65ZM72 160V159H71ZM77 160V159H76ZM97 160V159H96ZM96 160H92L93 162L94 161H96ZM101 161H102V159H100ZM106 160V159H105ZM110 160V159H109ZM115 160V159H114ZM119 160V159H118ZM127 160V159H126ZM131 160V159H130ZM139 160V159H138ZM146 160V159H145ZM148 160V159H147ZM174 160V159H173ZM179 160H182V159H179ZM211 160V159H210ZM209 160V161H210ZM227 160V159H226ZM31 161V160H30ZM30 161L28 162V163H30ZM57 161H59V160H57ZM61 161H63V160H61ZM98 161V160H97ZM107 161V160H106ZM111 161H112V159H111ZM121 161H122V159H121ZM132 161V160H131ZM134 161H135V159H134ZM183 161V160H182ZM199 161V160H198ZM225 161V160H224ZM236 161H239V160H236ZM235 161V162H236ZM32 162H31V164H32ZM43 163L45 162V161H42ZM42 162H40L41 164H42ZM53 163L51 166L49 165V164H47L46 163V165H45V163L43 164V165H45L44 167H46V166H48L49 168H48V171H47V167L43 170V172L45 173V172H47L48 173V175H45V177H46V179H45V182H47V180H53L54 178L53 177H51V175H52V173H53V169L56 167V165L57 164H59V163ZM80 162H82V161H80ZM85 162H87V161H85ZM127 162V161H126ZM129 162V161H128ZM133 162V161H132ZM138 162V161H137ZM137 162H135V164L137 163ZM140 162V161H139ZM142 162H144V161H142ZM147 162H149V161H147ZM152 162H154L153 160H152ZM171 162V161H170ZM204 162V161H203ZM202 162V163H203ZM213 162V161H212ZM223 162V161H222ZM234 162V163H235ZM61 163V162H60ZM67 163H68V159H67ZM72 163V162H71ZM82 163H84V162H82ZM88 163V162H87ZM97 163V162H96ZM99 163V162H98ZM97 163V164H98ZM103 162H101V164H102ZM107 163H109V161L107 162ZM172 163H175V161L174 162H172ZM200 163V162H199ZM205 163V162H204ZM225 163V162H224ZM229 163H230V160H229ZM238 163V162H237ZM35 164V163H34ZM41 164H37L36 166H38L37 168H39L40 166H41ZM62 164V163H61ZM63 164H64V162H63ZM63 164H62V166H63ZM89 164V163H88ZM113 164V163H112ZM131 164H134V163H131ZM138 164H140V163H138ZM183 164V163H182ZM186 164V163H185ZM213 164H214V162H213ZM228 164V162L226 163V165ZM84 165V164H83ZM86 165V164H85ZM84 165V166H85ZM98 165H100V164H98ZM114 165H115V163H114ZM113 165V166H114ZM118 165V164H117ZM128 165V164H127ZM141 165V164H140ZM139 165V166H140ZM143 165V164H142ZM149 165V164H148ZM147 165V166H148ZM204 165V164H203ZM27 166H29V168H27ZM35 166V165H34ZM58 166V165H57ZM83 166V167H84ZM89 166H90V164H89ZM111 166V165H110ZM126 166V165H125ZM125 166H123L124 168H125ZM134 166V165H133ZM145 166H146V164H145ZM150 166H151V164H150ZM149 166V167H150ZM154 166V165H153ZM184 165H182V167H183ZM213 166V165H212ZM228 166H230V164L228 165ZM32 167H33V165H32ZM60 167V166H59ZM74 167H77L76 165L74 166ZM93 167H94V163H93ZM114 167H117L116 169L118 170V168H120L119 166H114ZM113 167V168H114ZM185 167V166H184ZM207 167V166H206ZM216 167V166H215ZM223 167V166H222ZM221 167V168H222ZM225 167V166H224ZM63 168V167H62ZM62 168H59L60 170L62 169ZM103 168H105V167H103ZM102 168V169H103ZM113 168H111L112 170H113ZM130 168V167H129ZM128 168V169H129ZM132 168V167H131ZM142 168H144V167H142ZM205 168V167H204ZM221 168H219V169H221ZM232 168V167H231ZM29 169V170H28ZM42 169H43V167H42ZM87 169V168H86ZM89 169V168H88ZM99 169V168H98ZM121 170H122V175H125L124 173H123V169H122V167L120 168ZM133 169V168H132ZM46 170V171H45ZM55 170H57V167H56V169ZM60 170H59V172H56V173H60ZM69 170V169H68ZM75 170H77V169H75L74 168V170L73 171H75ZM101 170V169H100ZM120 170V171H121ZM135 170H137V169H135ZM144 170V169H143ZM104 171H108L107 169L106 170H104ZM126 171V170H125ZM202 171V170H201ZM211 171V170H210ZM224 171V170H223ZM50 172H52V173H50ZM64 172V171H63ZM101 172V171H100ZM103 172V171H102ZM110 172H111V170H110ZM134 172V171H133ZM151 172V171H150ZM203 172V171H202ZM225 172V171H224ZM55 173V174H56ZM65 173V172H64ZM72 173H74V172H72ZM86 173V172H85ZM93 173H95L94 171H93ZM104 173H107V172H104ZM113 173V172H112ZM120 173L121 172H117V174H119L120 175ZM140 173H142V172H140ZM152 173V172H151ZM208 173H210L209 171H208ZM208 173H206V174H208ZM46 174V173H45ZM51 174V175H50ZM54 174V173H53ZM54 174V175H55ZM61 174V173H60ZM70 174H71V172H70ZM115 174V173H114ZM137 173H135V175H136ZM139 174V173H138ZM204 174V173H203ZM206 174L204 175L205 177H206ZM218 174V173H217ZM226 174V173H225ZM62 176H63V179H64V177H65V174L63 175V174H61ZM82 175V174H81ZM128 175V174H127ZM126 175V176H127ZM133 175V174H132ZM131 175V176H132ZM134 175V177H136ZM190 175V174H189ZM216 175V174H215ZM220 175V174H219ZM70 176H73V174H71V175H69L68 177H67V174H66V177L68 178V181L67 180H65V182L67 181V182H69V180L71 181V179L69 178ZM77 176V175H76ZM80 176V175H79ZM98 176H99V174H98ZM118 176V175H117ZM139 176H141V175H139ZM146 176V175H145ZM148 176V175H147ZM153 176V175H152ZM184 176V175H183ZM74 177H75V175H74ZM73 177V178H74ZM88 177V176H87ZM129 177V176H128ZM134 177H133V179H134ZM180 177H182V176H180ZM208 177V176H207ZM207 177L205 178V179H207ZM210 177V176H209ZM208 177V180H211L210 178ZM219 177V176H218ZM223 177V176H222ZM42 178V177H41ZM52 178V179H51ZM57 178V177H56ZM66 178V179H67ZM76 178V177H75ZM74 178V179H75ZM101 178V177H100ZM115 178H118V177H116L115 176ZM115 178H113L114 179V181H112V182H114L115 183ZM137 178H138V176H137ZM135 179L136 180V183H138V179ZM140 178V177H139ZM58 179V178H57ZM92 179V178H91ZM112 179V180H113ZM201 179V178H200ZM216 179V178H215ZM222 179V178H221ZM35 180H37L36 178H35ZM59 180V179H58ZM61 180V179H60ZM77 180V179H76ZM104 180V179H103ZM107 180H108V178H107ZM162 180H165V179H162ZM183 180V179H182ZM202 180V179H201ZM200 180V181H201ZM73 181V180H72ZM80 181V180H79ZM95 181V180H94ZM121 181V180H120ZM120 181H119V183H116L117 185V187L118 188H121V184H120ZM140 181V180H139ZM158 181V180H157ZM167 181V180H166ZM205 181H207V180H204V184H205ZM219 181V180H218ZM217 181V182H218ZM37 182V181H36ZM41 181H39V178H38V183H40ZM61 184H62V182L61 181H59ZM59 182H57L58 184H59ZM64 182V183H65ZM75 182V181H74ZM102 183H103V181H101ZM106 182V181H105ZM104 182V183H105ZM117 182V181H116ZM123 182V181H122ZM135 182V181H134ZM141 182V181H140ZM174 182V181H173ZM178 182V181H177ZM208 182V181H207ZM214 182V181H213ZM53 183H55V182H53ZM81 183V182H80ZM83 183H84V181H83ZM103 183V184H104ZM132 183H133V181H132ZM131 183V185H133ZM143 183V182H142ZM162 183V182H161ZM160 183V184H161ZM164 183H166V182H164ZM199 183V182H198ZM198 183H197V185H198ZM56 184V183H55ZM60 184V185H61ZM120 184V185H119ZM124 184V183H123ZM122 184V185H123ZM215 184V183H214ZM34 185V186H33ZM37 185H39V184H37ZM67 185V184H66ZM85 185H87V184H85ZM89 185H92V184H90L89 183ZM106 185V184H105ZM109 185H111L112 186V184H110L109 183ZM146 185V184H145ZM145 185L143 186V187H145ZM188 185H190V184H188ZM188 185H187V187H188ZM209 185V184H208ZM54 186V185H53ZM56 186H59V185H55L53 188L55 189V188H57ZM78 186H80L79 184H78ZM95 186V185H94ZM93 186V187H94ZM99 186H101V183H100V185ZM108 186V185H107ZM115 186V185H114ZM113 186V188H116V186L114 187ZM120 186V187H119ZM134 186V185H133ZM153 186H154V184H153ZM203 186V185H202ZM209 186H211V185H209ZM213 187H214V185H212ZM40 188H41V186H39ZM49 187H50V185H49ZM62 187V186H61ZM65 186H63V188H62V190L63 189H65V188H67V187H65ZM87 187V186H86ZM124 187V186H123ZM138 187V186H137ZM78 188V187H77ZM76 188V189H77ZM92 188V187H91ZM96 188H98V187H96ZM103 188H105L106 189V187H104V185H103ZM108 188V187H107ZM112 188V187H111ZM110 188V189H111ZM127 188H128V186H127ZM155 188V187H154ZM205 188V187H204ZM207 188V187H206ZM210 188V187H209ZM58 189V188H57ZM61 189V188H60ZM75 189V190H76ZM79 189V188H78ZM88 189H89V187H88ZM94 189V188H93ZM101 189V188H100ZM104 189V190H105ZM130 189V188H129ZM141 189V188H140ZM146 189V188H145ZM150 189V188H149ZM152 189V188H151ZM150 189V190H151ZM158 189V188H157ZM182 189V188H181ZM201 189V188H200ZM47 190V189H46ZM56 190V189H55ZM98 190V189H97ZM107 190V189H106ZM112 190V189H111ZM118 190V189H117ZM124 190H126V189H124ZM123 190V191H124ZM155 190H156V188H155ZM159 191H160V189H158ZM168 190V189H167ZM36 191V190H35ZM50 190L48 189V191H46V193L48 194V192H49ZM59 192L61 191V190H58ZM70 191H71V189H70ZM73 191V190H72ZM84 191V190H83ZM90 191V190H89ZM92 191V190H91ZM109 191V190H108ZM112 191H114V190H112ZM116 191V190H115ZM180 191V190H179ZM204 191H206V189L204 190L203 189V192ZM59 192H57V194L59 195ZM62 193H60V194H64L63 193V191H61ZM76 192V191H75ZM96 192V191H95ZM116 192H118V191H116ZM125 192L126 191H124V193L122 192V195L124 194V195H126L125 194ZM148 192V191H147ZM154 192V191H153ZM181 193H182V191H180ZM35 193V192H34ZM52 193V192H51ZM70 193V192H69ZM78 193V192H77ZM80 193V192H79ZM83 193V192H82ZM105 192L103 191V194H104ZM127 193H129L128 191H127ZM131 193H133V192H131ZM135 193V192H134ZM157 193V192H156ZM162 193V192H161ZM161 193H159V194H161ZM166 193H167V191H166ZM177 193V192H176ZM33 194V195H32ZM36 194H37V192H36ZM36 194H35V196H36ZM53 194H54V196H56L57 194L56 193H54L53 192ZM67 194H68V192H67ZM66 194V195H67ZM84 194V193H83ZM100 194V193H99ZM98 194V195H99ZM107 194V193H106ZM187 194V193H186ZM204 193H202V195H203ZM44 195H46L45 193H44ZM72 195V193H70V196ZM97 195V196H98ZM105 195V194H104ZM111 195V194H110ZM131 195V194H130ZM129 195V196H130ZM158 195V194H157ZM156 195V196H157ZM163 195V194H162ZM190 195V194H189ZM201 195V196H202ZM36 196V197H37ZM61 196V195H60ZM83 196V195H82ZM85 196V195H84ZM89 196V195H88ZM100 196V195H99ZM129 196H127V197H129ZM138 196V195H137ZM148 196V195H147ZM146 196V193H145V199L144 200H147V198L149 199L150 197L148 196L147 197ZM155 196V197H156ZM166 196V195H165ZM173 196V195H172ZM199 196H200V194H199ZM59 197V196H58ZM68 197V196H67ZM72 197V196H71ZM75 197V196H74ZM80 197V196H79ZM132 197V196H131ZM131 197H130V199H131ZM142 197V196H141ZM140 197V198H141ZM144 197V196H143ZM154 197V196H153ZM188 197V196H187ZM198 197V196H197ZM39 198H40V200H41V202L40 201H38L39 200ZM44 200H43V199ZM56 198H57V196H56ZM62 197H60V198H58L59 200L61 199ZM66 197H65V194H64V199H65ZM78 198V197H77ZM76 198V199H77ZM87 198H89V197H87ZM91 198V197H90ZM101 198H102V196H101ZM119 198V197H118ZM121 198V197H120ZM152 198V197H151ZM164 198V197H163ZM167 198H168V196H167ZM177 198V197H176ZM184 198V197H183ZM194 198H196V196L194 197ZM50 199V198H49ZM48 199V200H49ZM52 199V198H51ZM54 199V198H53ZM64 199H61V200H63V202H65L66 203V201H64ZM71 199V198H70ZM98 199H99V197H98ZM124 199V198H123ZM122 199V200H123ZM138 199V198H137ZM142 199V198H141ZM140 199V200H141ZM158 199V198H157ZM166 199V198H165ZM174 199V198H173ZM188 199V198H187ZM48 200H47V202H48ZM73 200V199H72ZM79 200V199H78ZM88 200V199H87ZM126 201H127V199H125ZM134 200H135V198H134ZM143 200V201H144ZM159 200V199H158ZM168 200H169V198H168ZM175 200V199H174ZM182 200V199H181ZM196 200V199H195ZM194 200V201H195ZM51 201V200H50ZM68 201H69V198H68ZM77 201V200H76ZM84 201H86V200H84ZM88 201H90V200H88ZM96 201V200H95ZM119 201V200H118ZM133 201V200H132ZM135 201H137V200H135ZM160 201V200H159ZM178 201V200H177ZM180 201V200H179ZM191 201V200H190ZM47 202H45V203H47ZM59 202H61V201H59ZM90 202H92V200L90 201ZM89 202V203H90ZM109 202H111V201H109ZM163 202V201H162ZM162 202H160V203H162ZM170 202H171V200H170ZM199 202V201H198ZM57 203V202H56ZM64 203V205H66ZM68 203V202H67ZM94 203V202H93ZM92 203V204H93ZM108 203V202H107ZM120 203H122V202H120ZM127 203V202H126ZM144 203H145V201H144ZM172 203V202H171ZM185 203V202H184ZM91 204V205H92ZM101 204V203H100ZM111 204V203H110ZM110 204H108V206L109 207H111L110 206ZM115 205L114 206H117V202L115 201V203H114ZM159 204V203H158ZM157 204V205H158ZM168 204H170V203H168ZM174 204H176V203H174ZM200 204V203H199ZM48 205V204H47ZM49 205H50V207H51V205L52 204H50L49 203ZM56 204H55V200H54V206L53 207H56V208H54V209H58L57 208V206H55ZM68 205V204H67ZM69 205L73 208V206L75 207V205H73L72 203H70V201H69ZM68 205V206H69ZM73 205V206H72ZM90 205V204H89ZM88 205V206H89ZM91 205H90V207H91ZM112 205V204H111ZM121 205V204H120ZM124 205H125V203H124ZM124 205H123V207H124ZM129 204H127L126 206H128ZM133 206H134V204H132ZM132 205H131V207H132ZM149 205V204H148ZM156 205V206H157ZM167 205V204H166ZM87 206V207H88ZM104 206V205H103ZM107 206V205H106ZM114 206H112V207H114ZM130 206V205H129ZM145 206V205H144ZM143 206V207H144ZM169 206V205H168ZM47 208L49 207V206H46ZM131 207H129L130 209H131ZM159 207H161L160 206V204H159ZM167 207V206H166ZM165 207V208H166ZM172 207H175V206H173V203H172ZM172 207H170L171 209H172ZM52 208V207H51ZM50 208V209H51ZM63 208H65L64 206H63ZM62 208V209H63ZM72 208H70V209H72ZM76 208V207H75ZM85 208V207H84ZM94 208V207H93ZM120 208H121V206H120ZM119 206L118 207H116V210L118 209V212H119ZM126 208V207H125ZM146 208V207H145ZM193 208H195V207H193ZM70 209H69V211H70ZM78 209V207L76 208V210ZM81 209V208H80ZM86 209V211H87V208H85ZM90 209V208H89ZM104 209V208H103ZM102 209V210H103ZM106 209V208H105ZM112 210H113V208H111ZM197 209V208H196ZM49 210V209H48ZM64 210V209H63ZM79 210V209H78ZM82 210V209H81ZM84 210V209H83ZM96 210V209H95ZM124 210H126V209H123V212H122V214H126L125 212H124ZM132 211H134V209H131ZM144 210V209H143ZM148 210V209H147ZM155 210V209H154ZM57 211V210H56ZM64 211H66V210H64ZM86 211H84V212H86ZM121 211H122V209H121ZM126 211H128V209L126 210ZM156 211V210H155ZM162 211H163V209H162ZM187 211V210H186ZM53 212V211H52ZM59 212V211H58ZM68 212V211H67ZM74 211H72L71 210V213H73ZM81 213H82V211H80ZM88 212V211H87ZM101 212V211H100ZM99 212V213H100ZM108 212V211H107ZM114 212H115V214H114V216L115 215H121V214H119V213H116V211L114 210ZM134 212H136V214H139L138 213V211L137 210H135ZM144 212H146V211H144ZM152 213H153V211H151ZM194 212V211H193ZM54 213V212H53ZM63 213V212H62ZM66 213V212H65ZM65 213H63L64 215H65ZM69 213V212H68ZM94 213V212H93ZM92 213V214H93ZM98 213V211H96V214ZM142 213H143V211H142ZM161 213V212H160ZM170 213H172V211L170 212ZM63 214H61V216L63 215ZM74 214H75V212H74ZM78 214H79V211H78ZM83 214V213H82ZM85 214V213H84ZM91 214V218H92V220H93V215ZM96 214H94V215H96ZM129 214H131V212L130 213H128V215H127V217L129 216ZM132 214H135V213H132ZM132 214H131V217H132ZM148 214H149V212H148ZM147 214V215H148ZM162 214V213H161ZM64 215H63V218H64ZM88 214H86V216H87ZM102 215V214H101ZM145 215H146V213L143 215L144 217L143 218H146L145 217ZM146 215V216H147ZM156 215H158V214H156ZM156 215H152V216H156ZM186 215H188V214H186ZM82 216V215H81ZM88 216H90V213H89V215ZM97 217H98V215H96ZM104 216V215H103ZM134 216V215H133ZM141 216V215H140ZM139 216V217H140ZM60 217V216H59ZM76 215H75V219H76ZM97 217H95V218H97ZM122 217V216H121ZM125 217V216H124ZM136 217H137V215H136ZM135 217V218H136ZM157 217V216H156ZM73 218V217H72ZM85 218V217H84ZM83 218V219H84ZM88 218V217H87ZM99 218H101L100 217V215H99ZM103 218H105V217H103ZM112 218V217H111ZM134 218V217H133ZM142 218V217H141ZM142 218V219H143ZM160 218V217H159ZM67 219V218H66ZM106 219H107V216H106ZM122 219H124L123 217H122ZM128 220H131V219H129V218H127ZM150 219L152 220V217H150ZM156 219V218H155ZM155 219H154V221H155ZM158 219V218H157ZM59 220H61V219H59ZM69 220H70V217H69ZM68 220V221H69ZM80 220V219H79ZM86 220V219H85ZM96 220V219H95ZM94 220V221H95ZM112 220H113V218H112ZM117 220V219H116ZM119 220V219H118ZM147 220V219H146ZM149 220V219H148ZM151 220H149L150 222H151ZM56 221H58V220H56ZM56 221H55V223H56ZM64 221V220H63ZM62 221V222H63ZM81 221V220H80ZM102 221H103V219H102ZM105 221V220H104ZM103 221V222H104ZM143 221H145L144 219H143ZM149 221H147V222H149ZM40 222H42L43 224H41ZM46 222V223H45ZM78 222V221H77ZM77 222L76 223H74V224H76V226H77ZM87 223H88V220L86 221ZM100 222V221H99ZM98 221L96 222V224H101L102 225V223H99ZM122 222H125V221H122ZM130 222V221H129ZM136 222H138V220L136 221ZM136 222H134L135 224H136ZM142 222V221H141ZM153 222V221H152ZM152 222H151V224H152ZM49 223V224H50ZM54 223V222H53ZM54 223V224H55ZM86 223V224H87ZM95 223V222H94ZM117 223V222H116ZM57 224H58V222H57ZM59 224L61 225V222H59ZM59 224H58V227L60 228V226H59ZM82 224H85V223H82ZM85 224V225H86ZM89 224H91V223H88V225ZM56 225V224H55ZM65 225H66V223H65ZM73 225V224H72ZM81 225V224H80ZM91 225H93V224H91ZM101 225H98V226H101ZM104 225V224H103ZM132 225V226H131ZM130 226L131 227H129L128 228V230H130V228H132L134 225H133V222H132V224H131ZM137 225V224H136ZM135 225V226H136ZM140 225H142V224H140ZM140 225H139V223H138V225L137 226H139V228L137 227V229H134V231L132 232V230H131V233H133V235L132 236H134L135 234L134 233H136L137 232V236H138V233H139V235H143L144 233L143 232H145L146 233V230H147V228L148 227H146L145 228V225L143 226V230L140 232V230L142 229L141 227H140ZM153 226H154V222H153V224H152ZM50 226H52V224L50 225ZM64 225L62 224V227H63ZM70 226V225H69ZM94 226V225H93ZM97 226V225H96ZM97 226V227H98ZM120 226V225H119ZM149 226H150V224H149ZM56 227V226H55ZM54 227V228H55ZM62 227H61V229H62ZM78 227V226H77ZM85 227H87V226H85ZM102 227H104V226H102ZM101 227V228H102ZM125 227H126V225H125ZM124 227V228H125ZM151 227V226H150ZM48 229L47 230H49V229H51V228H49V227H47ZM52 228H53V226H52ZM59 228H57L56 227V230L58 229V230H61V229H59ZM70 227H68L67 229L68 230H70L69 229ZM76 228V227H75ZM80 228V227H79ZM89 228H91L92 230L94 229V227L92 228V226L91 227H89ZM89 228L87 229V228H85V229H87V230H89ZM107 228V227H106ZM65 228H63L62 230H64ZM81 229V228H80ZM90 229V230H91ZM123 229V228H122ZM52 230V229H51ZM50 230V231H51ZM57 230V231H58ZM82 230V232H84L83 231V228L81 229ZM87 230H85V231H87ZM104 230V229H103ZM150 230V229H149ZM46 231V230H45ZM95 231V230H94ZM94 231H90V235H91V232H93L92 234L93 235H95L96 236V234H98V230H96L95 232ZM125 231H127V229L125 230ZM52 232V231H51ZM61 232H63V231H61ZM69 232V234H70V231H67V233ZM74 232H76L75 230H74ZM101 232V231H100ZM109 232V231H108ZM129 232V231H128ZM148 232V231H147ZM36 233H39V234H36ZM50 233V232H49ZM60 233V232H59ZM58 233V235H60ZM64 233H66V231L65 232H63V234ZM78 233V232H77ZM77 233H75L74 234V236L77 234ZM87 233V232H86ZM95 233V234H94ZM102 233V232H101ZM100 233V234H101ZM126 233V232H125ZM79 234V233H78ZM77 234V235H78ZM84 234H85V232H84ZM100 234H98L99 236H101ZM46 235V236H45ZM57 235V236H58ZM92 235V236H93ZM113 235V234H112ZM111 235V236H112ZM129 235V234H128ZM56 236V237H57ZM62 236V235H61ZM65 236V237H64ZM64 236H62V237H64V238H66V236H68V237H70L69 235H64ZM73 236V237H74ZM86 236H88L87 234H86ZM86 236H84L83 238H87ZM104 236V239H105V236H106V234L105 235H103ZM103 236H101L100 238H102ZM114 236H116V235H114ZM113 236V237H114ZM131 236V235H130ZM46 237V238H45ZM56 237H54L55 239H56ZM53 238V239H54ZM58 238V237H57ZM79 238H81V237H79ZM79 238H75V240H76V242H79V241H77ZM97 238V237H96ZM108 238V237H107ZM111 238V237H110ZM70 239H71V237H70ZM103 239V238H102ZM57 240V239H56ZM81 240V239H80ZM108 240V239H107ZM111 240V239H110ZM114 240H115V238H114ZM53 241H55V240H53ZM58 241H60L59 239H58ZM60 242H62V240L60 241ZM69 242V241H68ZM110 242V243H109ZM119 242V241H118ZM69 243H71V242H69ZM108 243H109V245H108ZM116 243V242H115ZM113 243V245H112V243H111V241H104L103 243H100L99 245H96V246H91V245H88V244H81V246H83L82 248H84V251H91L90 252V255L89 256H92V257H98V256H101V255H105V254H109V253H111V252H113L114 251V253H115V256H116V258L118 259V261H119V264H123V263H125V261H127V259H134V257H132V258H130V257H127V256H124L123 254L125 253V252H127V251H129V249L128 248H125V245H123V244H119V243ZM138 243L139 242H137V241H135V242H132V244L130 245V249H131V251H133V250H139L138 249ZM115 244V245H114ZM112 245V246H111ZM81 246H80V244L79 243H77V244H73V245H69V247H70V249L72 250L71 251V253H73V254H75V255H77L76 253H80V257L79 258H77V257H75L74 258V260H75V263H77L78 264V262H80V261H84V260H86L87 259V257L86 258H84V256H83V258H82V254H81ZM246 246V245H245ZM140 247H141V245H140ZM60 248V247H59ZM61 248H62V246H61ZM89 248H91V250L89 249ZM52 251V252H51ZM61 251V250H60ZM67 251V250H66ZM145 250L143 249H141L140 251H139V253H143ZM58 252H59V250H58ZM57 252V253H58ZM138 252V251H137ZM237 252V251H236ZM69 253H70V251H69ZM85 252H83V254H84ZM92 253V254H91ZM135 253V252H134ZM53 254H56V253H53ZM64 254V253H63ZM234 254H238V253H234ZM60 255H62V254H60ZM87 255V256H88ZM98 255V256H97ZM55 256V255H54ZM88 256V257H89ZM102 257V256H101ZM137 257V256H136ZM235 257V256H234ZM59 258V257H58ZM90 258V257H89ZM100 258V257H99ZM92 259V258H91ZM45 260V261H46ZM58 260V259H57ZM70 260V259H69ZM88 260V259H87ZM136 260V259H135ZM53 261V262H54ZM60 260H58V262H59ZM89 261V260H88ZM132 261V260H131ZM57 262V263H58ZM64 263H66V261L64 262ZM68 263V262H67ZM84 263V262H83ZM50 264V263H49ZM55 264V263H54ZM82 264V263H81Z\"/></svg>",
	"mask_w": 264,
	"mask_h": 264
}]
</instances>
